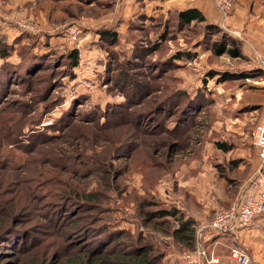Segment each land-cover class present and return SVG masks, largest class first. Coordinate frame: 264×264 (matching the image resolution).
I'll use <instances>...</instances> for the list:
<instances>
[{"label":"rangeland","instance_id":"374dc122","mask_svg":"<svg viewBox=\"0 0 264 264\" xmlns=\"http://www.w3.org/2000/svg\"><path fill=\"white\" fill-rule=\"evenodd\" d=\"M197 1L0 0V264H189L198 244L202 264H240L235 249L264 264V216L207 229L244 195L264 72L179 23ZM31 50L45 58L22 68Z\"/></svg>","mask_w":264,"mask_h":264},{"label":"crops","instance_id":"0c3cea01","mask_svg":"<svg viewBox=\"0 0 264 264\" xmlns=\"http://www.w3.org/2000/svg\"><path fill=\"white\" fill-rule=\"evenodd\" d=\"M212 2L210 0H198L194 2V5L188 7L198 8L208 20L219 24L223 31L232 36L233 43L241 54L235 59L244 58L248 67L260 68V62L264 59V0H236L233 2L231 12L225 17L220 14ZM262 97V103H264V93ZM248 163L249 174L237 177L240 180L238 181L241 189L240 194L249 189L255 191L254 185H252L254 180L260 179L264 186V164H262L257 153L249 158ZM245 167L246 165L243 164L238 166L239 169ZM235 195L236 192L233 193V197ZM229 201L230 199L222 202L225 204L222 208L228 207L232 203ZM245 233L244 231L240 232L244 235Z\"/></svg>","mask_w":264,"mask_h":264},{"label":"built area","instance_id":"2783aa9c","mask_svg":"<svg viewBox=\"0 0 264 264\" xmlns=\"http://www.w3.org/2000/svg\"><path fill=\"white\" fill-rule=\"evenodd\" d=\"M214 2L223 17L229 15L233 7L231 0H214ZM260 69L264 72V59L260 62ZM252 139L253 146L264 164V111L262 119L253 130ZM252 185H254L255 191L249 189L243 192L244 195L240 199L228 207L218 210L207 229L225 237L236 236L239 231L255 226L260 217L264 216V186L260 179L254 180ZM197 238L199 242L201 234H198ZM196 248H198L196 251L186 256L189 264H202L203 260L207 259V251L203 249L204 246L198 244ZM232 255L240 264L250 262L248 255L238 249L233 250Z\"/></svg>","mask_w":264,"mask_h":264},{"label":"trees","instance_id":"16d2710c","mask_svg":"<svg viewBox=\"0 0 264 264\" xmlns=\"http://www.w3.org/2000/svg\"><path fill=\"white\" fill-rule=\"evenodd\" d=\"M178 21L181 25L184 26H191L195 24H203L205 32H208L209 34H212L211 31H215L213 34H219L221 33V40H216L212 43L211 45V51L216 55V56H223V55H228L232 58L240 57V51L239 49L234 45L233 41L229 38L228 34L223 31L222 27L213 22L208 20V18L204 15V13L199 10L196 7H189L184 10H181L178 13ZM211 30V31H210ZM109 31V30H108ZM228 36V37H227ZM113 33L112 32H103L101 35V39H106L110 40L113 39ZM201 45V44H199ZM12 51H13V45L6 44L5 41L0 37V55L3 60H7V58L12 56ZM19 56L22 58L21 64L22 68L28 69L26 63L28 62H34V61H39L40 59L45 58V56L41 57L39 55H36L34 53V50L29 51V54L26 56L25 60H23L24 53L19 54ZM78 52L75 50L73 52L69 53V59L70 62H72L73 66L78 65ZM192 58V55L189 53H186L185 51H178L177 54L173 56V62L176 60H181L183 58ZM7 65V62H4L3 64ZM13 67V65L10 63V68ZM177 67V65L175 66ZM1 69V68H0ZM11 73V72H10ZM227 72H225V75ZM3 73H0L2 76ZM229 76V75H228ZM228 76H226L228 78ZM245 77V76H243ZM248 77V76H247ZM159 85V83H157ZM1 92V91H0ZM190 103V99L188 104ZM220 148H222L224 151H228L229 147L224 146L223 144H219ZM6 152L0 151V156H5ZM6 163V162H5ZM93 196V194L87 195L86 199H90ZM85 197V195H78V198ZM162 215H172L170 212H162ZM193 223L191 221L186 220L180 224V228L176 231V236L182 241H188L192 242L193 239L195 238V230L193 228ZM149 261H147L146 264H148Z\"/></svg>","mask_w":264,"mask_h":264}]
</instances>
